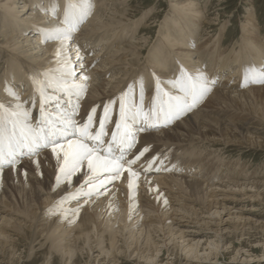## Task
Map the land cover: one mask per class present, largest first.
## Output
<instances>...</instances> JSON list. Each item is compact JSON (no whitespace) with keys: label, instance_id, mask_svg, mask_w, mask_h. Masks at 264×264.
<instances>
[{"label":"bare ground","instance_id":"1","mask_svg":"<svg viewBox=\"0 0 264 264\" xmlns=\"http://www.w3.org/2000/svg\"><path fill=\"white\" fill-rule=\"evenodd\" d=\"M133 1L135 6L131 7ZM140 1L143 0H93L94 10L74 38L85 58L82 68L74 61L75 70L89 77L76 119L83 122L92 107H97V117L102 118L103 106L111 99L117 100L111 119L118 121V97L132 88L138 104L141 82L144 109L148 111L155 99L156 78L165 91L175 92L168 82L178 76L181 67L189 73L203 71L216 84L195 109L180 119L159 130L138 133L133 153L145 145H150L151 151L134 167L141 169L149 157L167 153L164 163L169 170L141 174L135 208L127 172L113 181L116 185L104 195L93 196L87 202L81 198L74 204L71 200L63 204L66 210L79 208L78 214L72 215L69 210L65 217L52 210L62 197L77 191L83 183V172L73 177L71 185L62 182L57 187L56 161L47 152L39 157V171L27 159L15 170H4L3 176L16 174L18 180L26 181V216L15 213L23 218L22 224L31 223L22 229L31 250L35 244L47 243L41 246L45 249L43 264H53V255L61 264H75L80 256H85L84 264H126L129 258L136 264H165L160 253L174 256L176 250L185 253L189 264H195L200 255L209 261L216 256L215 251L221 250L219 244L225 239L222 226L244 229L255 224L264 231V223L242 214V207L238 213L232 212L236 207H230L241 204L239 197L264 201V181L256 179L261 175L249 173L247 163L221 156V151L229 148L264 151V85H242L246 68L264 67L261 15L255 8L250 13V8L245 10L248 14L239 25L238 38H228L222 44L227 17L222 12L227 0H170L175 8L170 14L173 20L164 25L147 24L138 37L136 26L147 13ZM54 5L59 6L62 16L66 0H0V102H13L6 93V86H11L27 105L35 98L31 76L58 66L59 42L46 44L40 35V30L57 23L47 16H51ZM155 28L161 39L152 46L148 35ZM99 47L102 48L95 52ZM38 109L37 104L32 110L34 123L39 119ZM108 127L110 138L114 123ZM157 189L167 199V205L163 199L157 201ZM2 199L6 201L3 196ZM179 211L187 216L175 215ZM223 213L228 215L226 219L220 218ZM205 216L218 221H208ZM185 217L196 221L185 222ZM3 221L10 224L5 217ZM39 225L46 228L41 230ZM13 236L19 237L15 231L4 234V228L0 229V237H4V242L0 238V264L15 263V253L4 248L6 242H15ZM212 236L215 242L209 239ZM20 260L21 256L17 264ZM243 261L249 264L247 258Z\"/></svg>","mask_w":264,"mask_h":264},{"label":"snow or ice","instance_id":"2","mask_svg":"<svg viewBox=\"0 0 264 264\" xmlns=\"http://www.w3.org/2000/svg\"><path fill=\"white\" fill-rule=\"evenodd\" d=\"M93 10V0H66L61 16L59 6L54 5L51 15L57 23L40 30V35L46 44L59 42L56 52L58 66L31 76L35 98L27 105L11 86H6V93L13 102H0V180L6 168L15 170L24 159L30 160L39 171V157L50 153L56 161L57 187L62 182L71 185L73 177L83 172V183L77 191L62 197L52 210L65 217L69 210L64 209L63 204L70 200L79 202L81 198L87 202L93 196L104 195L107 185L120 179L125 172L128 174V188L132 191V207L135 208L141 174L169 170L164 163L168 160L167 153L149 157L141 169L134 167L151 151L150 145H145L133 153L138 133L159 130L180 119L195 109L216 84V80L203 71L189 73L181 67L178 76L168 82L175 92L165 91L160 79L156 78L155 99L148 111L144 109L145 91L141 82L138 104L132 88L118 97V121L111 119L117 103L111 99L103 106L102 118L97 117V107H92L83 122L77 120L89 77L76 73L74 61L82 68L85 58L74 38ZM251 84L264 85V67L244 70L242 85ZM37 104L39 119L34 123L32 110ZM110 123H114V131L109 138ZM24 175L27 176V170ZM156 199H163L165 205L168 203L162 194L158 193ZM78 212L79 208L71 210L72 215Z\"/></svg>","mask_w":264,"mask_h":264},{"label":"rangeland","instance_id":"3","mask_svg":"<svg viewBox=\"0 0 264 264\" xmlns=\"http://www.w3.org/2000/svg\"><path fill=\"white\" fill-rule=\"evenodd\" d=\"M130 6L131 7L135 6L134 1L130 3ZM140 6L142 7V9H146L147 13L145 16L141 17L142 19L141 24L138 23L136 26L135 35L138 37L143 34V29L145 28L144 26L147 24L164 25L165 21L173 20V17H170V14L172 16V12L174 11L175 8L172 6V4H170V0H143L140 1ZM225 7L226 9L222 13L227 15V17L225 18L226 23H225L224 32L221 34L222 44H224L228 38L230 39V41H232L234 38L235 40L238 38L237 33L239 32V25H241L243 18L246 16V14H248L245 13V10L250 8L251 9V11L249 10L250 13L253 12V8H255L254 10H256L257 13L261 15L262 21L264 23V0H227L225 3ZM47 16L49 18L55 19L54 17H52V15L50 16L47 14ZM84 24L80 27L79 30L83 29ZM157 33L158 31L155 28L152 34L148 35L152 46L158 45L160 43L161 37ZM41 41L43 40L41 39ZM161 42H163V40H161ZM196 42H197V37L195 40V44L193 45V50L195 51L197 48ZM101 48L102 47H99L97 50L95 49V52H97ZM1 62L2 61H0V63ZM203 67L205 68V66ZM0 69H2V67H0ZM76 73L78 76L80 75L79 72ZM261 134L264 135V131H262ZM221 154L223 158L229 159L231 161L233 160L238 161L240 162V164L247 163L246 166L247 171L249 173H257L258 176L261 175V177H256V179L264 181V151L262 150L254 151V150H245V149L237 150L236 148H229L226 149V151H221ZM7 169L9 168H6V170ZM17 180L18 177L16 174L10 176H3V179L0 180V229L4 228V234H7L9 233V230H12L13 232L15 231L19 236V237L13 236L12 239L15 240V242H10V243L6 242L4 248H7V250H9L10 253L13 254L15 253L16 256L13 259L15 262L14 264H17L18 258L20 256H21V260L20 263L18 264H43L44 262L43 253L45 252L44 247L47 246V243L45 245L42 243H39V245L35 244L36 247L33 250H31L32 247L28 242V238L24 236L22 231V229L25 228L24 226L25 224L26 227H29L31 223L30 221H25L22 224L23 218L17 215V213H21L22 215L26 216V214L23 212L25 211V208L23 207V202H25L26 198L29 197V190L27 188L26 181H24V179H22L23 182L22 180H18V181ZM115 185L116 182H112L111 184L107 185V188L110 189ZM71 192H73L72 189ZM2 196L3 198H6L5 202L4 199H2ZM239 199L242 200L239 206L237 205L230 206L237 208L232 212L238 213V211H241V209L240 210L238 209L242 207L243 209L242 214H244L245 216H249L253 221L255 220L257 222L264 223V201H262V199L258 202L257 201L251 202L250 200L244 199V197L242 198L239 197ZM76 202H77L76 200L70 201L71 204H74ZM243 205L245 206L243 207ZM8 210L11 211L12 213H9ZM175 213H176L175 215H179V214H181V216L185 215L184 212L182 211ZM3 217H5L6 221H8L10 224H5V222L3 221ZM175 217H180V216H175ZM222 217L226 219L228 215H226V213L225 214L223 213V215H221L220 218ZM205 218L206 220L212 222L218 221V220L208 219L209 218L208 216H205ZM185 219H186L185 222L195 223L194 221H196L188 217H185ZM134 221H136V219ZM42 225H39V228L41 230L46 228V226H42ZM187 225L192 226L190 223H187ZM233 227L234 226L232 227L222 226V229L224 230L221 232V235L225 239L222 242V244H219L221 250L215 251L216 253L215 257H212V259L208 261L203 258V255H200L199 259L197 261L195 260L194 263L195 264H243L245 263L243 259L247 258L249 260V264H264V257H263L264 231H262L259 227L255 226V224H252L250 226L247 225L246 227H244V229L242 228L243 226L242 227L240 226L239 229L238 228L235 229ZM212 228L215 229L216 227L213 226ZM66 229H68V227ZM0 238H1V242L2 241L4 242L3 240L4 237H0ZM209 239L215 242V238L213 236ZM42 240L43 237L39 238L38 242H41ZM42 245H44L43 248L41 247ZM178 251L179 250L175 251L174 256H169V254L163 251L160 253V260H164L165 264H189L190 262L189 261L187 262L185 260L186 259L185 253ZM236 251H238L239 253L238 255ZM94 256H96V254ZM80 257L81 258H78L76 260L75 264L85 263L86 261L85 256L83 257L80 256ZM255 257H259V258H255ZM200 258L204 260H200ZM51 262H53V264H61V262L57 260V257L55 255H53V257L51 258ZM126 262L128 264H133V263L136 264L135 261H133V258H129L128 260L126 259L124 263ZM141 262L144 263L143 261ZM144 264H149V263H144Z\"/></svg>","mask_w":264,"mask_h":264}]
</instances>
